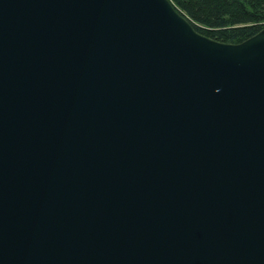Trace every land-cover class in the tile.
<instances>
[{"label": "water", "instance_id": "1", "mask_svg": "<svg viewBox=\"0 0 264 264\" xmlns=\"http://www.w3.org/2000/svg\"><path fill=\"white\" fill-rule=\"evenodd\" d=\"M0 264H264V29L0 0Z\"/></svg>", "mask_w": 264, "mask_h": 264}, {"label": "trees", "instance_id": "2", "mask_svg": "<svg viewBox=\"0 0 264 264\" xmlns=\"http://www.w3.org/2000/svg\"><path fill=\"white\" fill-rule=\"evenodd\" d=\"M201 34L241 43L264 29V0H171Z\"/></svg>", "mask_w": 264, "mask_h": 264}]
</instances>
